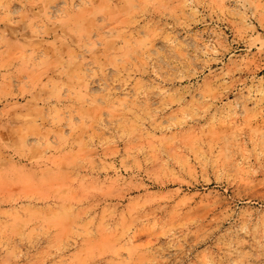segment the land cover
<instances>
[{
    "label": "rangeland",
    "instance_id": "1",
    "mask_svg": "<svg viewBox=\"0 0 264 264\" xmlns=\"http://www.w3.org/2000/svg\"><path fill=\"white\" fill-rule=\"evenodd\" d=\"M0 264H264V0H0Z\"/></svg>",
    "mask_w": 264,
    "mask_h": 264
}]
</instances>
